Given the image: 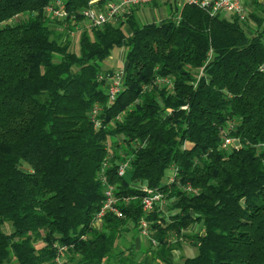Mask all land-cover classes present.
I'll return each instance as SVG.
<instances>
[{
    "label": "trees",
    "instance_id": "obj_1",
    "mask_svg": "<svg viewBox=\"0 0 264 264\" xmlns=\"http://www.w3.org/2000/svg\"><path fill=\"white\" fill-rule=\"evenodd\" d=\"M54 1L0 0V264H176L184 241L198 251L179 264H264V8L241 21L177 3L161 22L118 16L71 38ZM62 2L79 19L91 5ZM114 48L125 76L108 103ZM103 179L123 217L96 221ZM141 181L165 208L143 210Z\"/></svg>",
    "mask_w": 264,
    "mask_h": 264
},
{
    "label": "built area",
    "instance_id": "obj_2",
    "mask_svg": "<svg viewBox=\"0 0 264 264\" xmlns=\"http://www.w3.org/2000/svg\"><path fill=\"white\" fill-rule=\"evenodd\" d=\"M155 1L162 0H109L103 7L93 4L94 0H91V5L82 9L79 14L82 19L78 18L77 14H70L64 7L62 0H55L54 2L46 6L47 13L57 20H64L62 28L66 34L71 38L84 27H97L106 23L115 22L118 16L124 14L128 9L136 7L142 4H150ZM248 0H179V3L188 2L190 4H196L202 8L207 9L211 15L217 14H231L238 17L241 21L246 20L248 9L246 2ZM178 21V19H176ZM264 69V65L262 67ZM125 70L124 68H117L111 75H108L109 88H108V103L116 99L121 92L124 83ZM91 119L96 128L102 126V119L99 117V106L96 104L91 110ZM234 141L233 138L227 137L223 142V146H228ZM129 170V161L123 162L118 169V174L125 176ZM106 183L104 191V201L100 208V211L96 215V221L100 220L106 213L111 212L118 217H123L124 213L118 206V198L115 195L116 186L108 184L106 179H103ZM139 187L144 191V195L141 198L143 210L149 212L155 208L162 209L166 204V198L164 194L156 189L148 188L146 182L139 184ZM189 190H193L192 187H188ZM126 199V198H125ZM139 237H148L149 224L145 218H141L139 224ZM153 245H156V240L151 238ZM62 247L61 250H65ZM59 264H66L61 258L57 257Z\"/></svg>",
    "mask_w": 264,
    "mask_h": 264
},
{
    "label": "crops",
    "instance_id": "obj_3",
    "mask_svg": "<svg viewBox=\"0 0 264 264\" xmlns=\"http://www.w3.org/2000/svg\"><path fill=\"white\" fill-rule=\"evenodd\" d=\"M256 2H258V4H260L259 6H262L264 8V0H248L246 2V6L248 10H253L254 8H256ZM178 3V6H181V3H179V0H162V1H155L152 2L150 4H142V5H138L136 7L130 8L128 9L124 14H122L121 16L123 18H127L128 16H133L134 19L139 23V24H143V23H148V22H161L163 19L167 18L170 14V12L172 10H174L176 8V5ZM125 29L130 32V27L128 25H125ZM126 64V61H125ZM125 64L124 65H116L114 68H125ZM144 183V181H143ZM141 237L136 238V247L138 249H145L147 247H142L141 246ZM185 243V242H184ZM183 243V245L181 247H184L185 244ZM180 247V248H181ZM178 248V249H180ZM178 249H176L174 251V255L175 258L178 255ZM194 253V251H193ZM190 255H186L183 257H189ZM193 256V255H192Z\"/></svg>",
    "mask_w": 264,
    "mask_h": 264
},
{
    "label": "rangeland",
    "instance_id": "obj_4",
    "mask_svg": "<svg viewBox=\"0 0 264 264\" xmlns=\"http://www.w3.org/2000/svg\"><path fill=\"white\" fill-rule=\"evenodd\" d=\"M225 16H231V14L227 13V14H223ZM23 17V16H22ZM21 18V16H18L15 18V20H19ZM76 51H79V39L77 37L76 39ZM126 48H114L112 50L111 55L103 62V68H114L116 65H124L125 64V60H126ZM167 204V201H166ZM166 204L164 205V208L166 206ZM185 246L181 247L180 249H178L177 252V256H176V264L180 263V260L183 256H186L187 254L190 255L192 254L193 256L197 254L198 248L197 246H195L194 243L189 242V241H184ZM149 244L148 242V238L146 237H142L141 240V246L142 247H147ZM146 249V248H145ZM194 251V253H193ZM191 255V256H192Z\"/></svg>",
    "mask_w": 264,
    "mask_h": 264
}]
</instances>
